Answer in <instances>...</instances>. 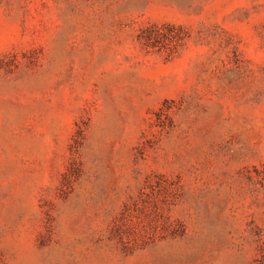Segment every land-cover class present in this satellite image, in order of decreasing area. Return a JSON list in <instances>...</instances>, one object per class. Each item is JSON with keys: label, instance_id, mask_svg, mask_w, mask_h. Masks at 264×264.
Masks as SVG:
<instances>
[{"label": "rangeland", "instance_id": "374dc122", "mask_svg": "<svg viewBox=\"0 0 264 264\" xmlns=\"http://www.w3.org/2000/svg\"><path fill=\"white\" fill-rule=\"evenodd\" d=\"M259 228L264 0H0V264H251Z\"/></svg>", "mask_w": 264, "mask_h": 264}, {"label": "trees", "instance_id": "16d2710c", "mask_svg": "<svg viewBox=\"0 0 264 264\" xmlns=\"http://www.w3.org/2000/svg\"><path fill=\"white\" fill-rule=\"evenodd\" d=\"M147 42L151 39L150 35L144 38ZM258 241V256L253 260L251 264H264V229H258L256 232Z\"/></svg>", "mask_w": 264, "mask_h": 264}]
</instances>
